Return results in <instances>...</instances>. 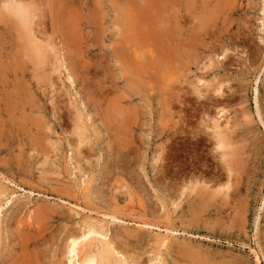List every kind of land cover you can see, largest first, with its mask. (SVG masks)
Returning <instances> with one entry per match:
<instances>
[{"label":"rangeland","instance_id":"obj_1","mask_svg":"<svg viewBox=\"0 0 264 264\" xmlns=\"http://www.w3.org/2000/svg\"><path fill=\"white\" fill-rule=\"evenodd\" d=\"M0 186V264H264V0H0Z\"/></svg>","mask_w":264,"mask_h":264},{"label":"bare ground","instance_id":"obj_2","mask_svg":"<svg viewBox=\"0 0 264 264\" xmlns=\"http://www.w3.org/2000/svg\"><path fill=\"white\" fill-rule=\"evenodd\" d=\"M15 3V2H14ZM7 9V8H6ZM11 10L14 12V15L18 18V19H20L21 21H22V23L24 24V26L25 25H28L29 24V14H28V9L27 8H24V6L22 7V5H11ZM31 15H33V14H31ZM38 22V21H37ZM125 22V23H124ZM123 23H124V25H125V28L127 29L128 28V30H129V27H132V25H131V23L129 22V20H125ZM126 22H128L129 24H127ZM28 23V24H27ZM117 23V22H116ZM122 23V24H123ZM34 24V23H33ZM32 24V25H33ZM121 26V25H120ZM119 27V26H118ZM124 28V29H125ZM26 29V28H25ZM28 29V28H27ZM133 32V31H132ZM128 33H129V31H128ZM31 34V33H30ZM30 34H29V37H30ZM35 34V33H34ZM130 34V33H129ZM118 35V34H117ZM133 35V34H132ZM152 36V35H151ZM150 36V37H151ZM124 37V36H123ZM121 38V37H120ZM28 39V41H29V38H27ZM34 41V40H33ZM122 41V40H121ZM150 41V40H149ZM47 42V41H46ZM128 43H129V41H128ZM48 46H50V45H48ZM132 46V45H131ZM33 47H35V45L33 46ZM132 48V47H131ZM152 48V47H151ZM42 50H44L43 49V47H42ZM51 50V49H50ZM53 50V49H52ZM117 51V53H115V60L117 61L118 59L120 60V62L124 59V57L126 56V54H125V52H124V50H123V48H118V50H116ZM134 51V50H133ZM137 51V50H136ZM44 52V51H43ZM138 52V51H137ZM34 53V52H33ZM45 54V53H44ZM153 54V53H152ZM32 55V54H31ZM72 55V54H71ZM133 55H135L134 53H133ZM38 56V55H37ZM40 56V55H39ZM32 57V56H31ZM43 57V56H42ZM45 57V56H44ZM30 58V57H29ZM33 61V60H32ZM34 61H35V59H34ZM137 61H139V60H137ZM43 62H44V60H43ZM34 63V62H33ZM39 65V62L38 63H36V65ZM35 65V64H34ZM70 70H71V66H70ZM69 71V70H68ZM70 73H72V72H70ZM72 75H74V74H72ZM71 79V78H70ZM102 88V87H101ZM217 133V132H216ZM224 134V133H223ZM83 140L84 139H82V137H80L79 138V145L80 144H82L83 143ZM224 143V142H223ZM78 145V146H79ZM217 145V144H216ZM77 146V147H78ZM222 147H224V145L222 144V143H219V148H222ZM7 193H6V191L3 189V188H1V186H0V198L1 197H3V196H7L6 195ZM8 197V196H7ZM6 197V198H7ZM4 203L5 202H1V200H0V209L2 208V205H4ZM32 216V215H31ZM29 221H30V219H29V216H27L26 218H25V220H24V222L23 223H21L23 226H24V228H25V234H28V232H26V231H33V230H35V228H36V226H35V228H33V226H31V223H29ZM32 221V220H31ZM20 222V221H19ZM18 222V223H19ZM38 223H39V221H38ZM37 224V223H36ZM35 224V225H36ZM19 225V224H18ZM22 226V227H23ZM37 226H38V224H37ZM19 227H20V225H19ZM91 228H93V227H91ZM20 229V228H19ZM39 226H38V228H36V231L38 232L39 231ZM22 230V229H21ZM24 230V229H23ZM95 229H89V230H87V231H84V232H82L81 233V235H79V236H76L75 234L73 235V234H70L68 237H67V239H70L68 242V244H67V250H66V254H68L69 256H70V258L68 259L69 260V264L70 263H72V264H126V262L125 261H114L112 258H110V256H112V254L115 252L114 251V249H112L111 247H110V242H107L106 241V243H104V246H102L101 248H100V250H97V251H95V252H92L91 250H89L88 248H87V246H85V244H82L81 246H79V248H78V245H79V242L82 240V241H85V240H87V238L90 236V235H95V234H99L97 231H94ZM101 230V229H100ZM102 231V230H101ZM105 233H107V232H105ZM69 234V233H68ZM100 234H103L104 236H105V234L104 233H100ZM67 235V234H66ZM27 236V235H26ZM97 236H101V235H97ZM66 237V236H65ZM22 238V237H21ZM1 239V238H0ZM28 239V238H27ZM66 239V238H65ZM102 239H103V237H102ZM23 240V239H22ZM26 242V241H25ZM23 243L22 244V248L20 247V249L22 250H15V255H14V257L16 256V260L14 259L13 260V263L14 264H35L34 262H33V260H30L31 258H28L27 256H29V255H27L26 257H25V254H27L26 252H27V250L29 249V244L28 243ZM85 243V242H84ZM89 243V242H88ZM87 243V244H88ZM103 244V243H102ZM36 245H37V243H36ZM37 250V249H36ZM35 250V251H36ZM34 252V251H33ZM18 254H20L19 255V257H17V255ZM13 258V257H12ZM114 258V257H113ZM112 259V260H111ZM121 259V258H120ZM12 260V259H11Z\"/></svg>","mask_w":264,"mask_h":264}]
</instances>
